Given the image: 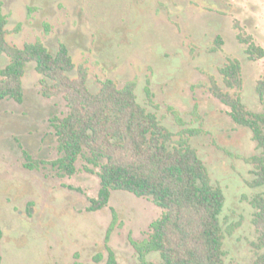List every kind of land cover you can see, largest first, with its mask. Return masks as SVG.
Returning <instances> with one entry per match:
<instances>
[{"label": "rangeland", "instance_id": "1", "mask_svg": "<svg viewBox=\"0 0 264 264\" xmlns=\"http://www.w3.org/2000/svg\"><path fill=\"white\" fill-rule=\"evenodd\" d=\"M0 1L11 45L23 48L40 40L55 55L63 43L75 64L71 78L86 69L93 93L107 80L119 88L137 81L138 102L148 112L176 135L193 133L190 145L226 198L225 264H253L261 251L254 246L259 235L252 200L264 187L251 185L257 168L248 159L261 149L210 89L214 79L223 92L239 95L247 110L264 112L257 93L264 58L250 60L239 39L251 38L264 49V0ZM230 60L241 64V90L229 88L220 73ZM9 61L0 55V70ZM43 78L31 63L23 77L24 102L0 99L1 264H106L109 233L118 262L139 264L133 242L147 240L164 212L151 198L113 191L106 208L89 212V199L101 187L99 169L88 172L83 159L73 176L51 165L25 167L24 152L33 162L62 156L51 121L65 117L68 107L62 96L42 94ZM147 259L161 261L158 253Z\"/></svg>", "mask_w": 264, "mask_h": 264}, {"label": "trees", "instance_id": "2", "mask_svg": "<svg viewBox=\"0 0 264 264\" xmlns=\"http://www.w3.org/2000/svg\"><path fill=\"white\" fill-rule=\"evenodd\" d=\"M2 7L0 1V55H6L10 61L0 70V99L24 102L23 77L28 65L34 63L36 71L44 77L42 94L47 98L62 96L68 107L65 117H54L51 121L62 156L50 162H33L24 152L25 167L51 165L61 175L73 176L77 173V162L83 159L88 172L99 169L101 187L98 196L89 199V212L106 208L113 191L151 198L164 212L152 224L147 240L133 242L139 264H225L221 215L226 198L223 190L212 184L206 165L190 145L189 134L193 133L184 130L176 135L156 114L148 112L138 102L137 81L119 88L107 80L98 93H93L86 69L81 67L79 76L71 78L75 64L63 43L55 55L40 40L23 48L11 45L7 41L8 15ZM239 39L247 45L250 60L264 58V49L251 38ZM218 42L221 45L220 37ZM220 73L229 88L241 90L242 69L238 60H230ZM210 91L230 109L237 125L252 132L261 154L248 159L257 168L251 185L264 187V112L247 110L239 95L223 92L214 79ZM257 93L264 101V78L258 82ZM146 94L153 104L149 85ZM175 136L180 139L175 140ZM252 204L256 209L253 223L259 235L254 246L261 251L253 264H264V194L257 195ZM113 213L116 218V212ZM233 229L230 227L228 232L231 234ZM2 239L0 225V264ZM109 240L110 233L105 245L106 264H120L108 245ZM152 253H158L161 261L148 260Z\"/></svg>", "mask_w": 264, "mask_h": 264}]
</instances>
